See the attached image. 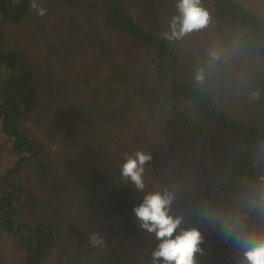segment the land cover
Instances as JSON below:
<instances>
[{
    "label": "rangeland",
    "instance_id": "obj_1",
    "mask_svg": "<svg viewBox=\"0 0 264 264\" xmlns=\"http://www.w3.org/2000/svg\"><path fill=\"white\" fill-rule=\"evenodd\" d=\"M71 1L82 4L87 0ZM89 1L99 2L100 0ZM174 1L124 0L130 6L129 8L143 18V21L151 28L164 33L170 31L168 22L173 15L177 14ZM243 1L264 17V0ZM38 2L47 9L46 15L40 17L30 9L19 23L4 25L0 39L3 49L18 48L25 52L26 61L34 67L35 83L39 86L41 93L42 103L23 117L22 126H27L32 134L41 136L47 143L46 155L51 167L43 177L38 170L28 166H22L16 170L17 176L25 180L28 193L35 189L40 193L38 198L43 199L41 207L34 214V219L39 220L43 216L53 215V218L64 220L63 234L57 241L60 244L63 243L61 249H67L69 252L72 250L87 252L88 245L85 244L90 243L91 232L85 233L83 229H90L92 232L101 234L103 228L108 225L119 227L125 231L123 240L126 243L118 250V264H151L150 253L159 243L154 233L132 231L136 226L129 218L126 225L122 218L103 220L106 212L109 211V200L104 192L106 185L93 180L98 177L97 174V177L93 174V161L99 167L106 165L113 176L120 171L124 152L142 149L151 153L152 160L145 165V172L150 177L154 174L155 179L151 178L153 185L159 187L165 184L166 187L172 179L168 175L169 172H173L174 175L179 174L180 177L177 178H184L185 184L191 185V194L185 191L182 196H179L180 198L175 196L176 199H180L183 206L173 216L179 215L187 219L191 215L198 214L199 211H196L193 203L199 201L197 196L200 198L199 193L202 194L204 188L200 181L193 183L190 175H186L187 171L184 170H189L188 166L191 168L193 163H198L199 177L200 173L209 169L210 163L220 165L219 163L230 151L226 145H250L256 142L253 139H247L241 133L230 131L229 135L224 137V128L218 127V136L214 141L218 150L212 155L206 154L199 148L200 136L190 125L182 123L171 112L170 105L159 101L158 91L161 85L159 86L155 79L149 81L154 77V67L148 69L146 64L137 66L140 60L137 57L150 56L153 52L152 48L140 45L130 35L105 28L101 21L105 10L100 6L92 8L88 5H73L66 0H38ZM144 17L147 20H144ZM240 31L241 29L238 30L237 27L224 30V19H221L210 20L207 28L183 36L180 38L181 46L187 54L183 65H197L198 62H203V51L210 54L215 50L218 54L224 55L226 43L229 46V52L226 53L227 59L232 60L240 49L230 40L237 39ZM176 41L177 39H173L174 44ZM127 54H131L133 60L123 65L118 57ZM208 59L204 58V61ZM209 63L212 64L211 60ZM129 64H134V70L130 71H133L136 79L129 88H125L123 97L117 101H108V96L115 93L117 87L112 79L113 76L122 78L121 74L129 70L127 69V66L130 68ZM233 64L231 62V67L234 66ZM112 69H115V75ZM198 71L202 69L180 66L175 72L195 79ZM3 73V70H0V83ZM232 73L235 74L234 82L238 80L239 74L235 69ZM221 78L223 84L221 91L224 92L225 78L222 75ZM107 83H111L114 89L109 87V89L101 90V87ZM233 88L235 93L227 95V98H230V104L232 102L234 107H237L236 104L239 103L237 99L241 98L243 90L234 86ZM145 90L148 93L144 94ZM261 95L260 93V97ZM58 106H64L73 114L66 118L60 117L53 111V107ZM251 109L253 108L243 107L242 111L253 119L262 118L259 112ZM182 110L192 117L187 110ZM235 111L237 113V110ZM60 135L73 136V141L76 140L81 145L82 150H77L78 153L74 154V157L84 156V163L70 159L69 154L65 153L66 150L62 149V144L59 143ZM10 149L11 146L4 141V138H1L0 180L6 168L17 167L18 159L15 153L14 155L9 153ZM81 151H85L86 155H81L79 153ZM161 159L164 160V164H161ZM155 163L159 169L160 165L165 169L156 170ZM89 164H91L90 169ZM69 166H73L70 170H74V181L78 186H70L65 182L70 177L64 176L69 174ZM98 172L101 170L99 169ZM219 180H224V177H220ZM223 184L226 185L221 182L217 187ZM254 185L250 182L236 185L239 193L233 191L230 186L231 191L226 198H236L235 202L231 198L225 199V193H211L208 205L213 206L214 217L211 221L224 222L231 218L233 210L240 213L242 209H247V203H252L253 208L259 206L261 212L255 217H248V213H243L242 217L246 218L243 221L244 227L257 231L264 229V204L260 203V200L253 202L257 194V188ZM75 189L84 191L81 194L85 196L81 195L82 197L72 199V192ZM99 201L106 203L108 201L107 205L104 203L101 209L102 224L92 221L91 218L88 219L89 214H83L80 215L83 219V229H73L71 218L77 217L67 215L66 209H75L76 206L87 203V207L92 208V205ZM199 210L205 211V208L199 207ZM56 211H61L60 215ZM79 213L82 214L80 211ZM76 215L79 214L76 213ZM22 218L32 219V214L23 215ZM182 221L173 233V237L179 233L180 229H187L186 221L184 219ZM74 224L78 225V221L76 220ZM189 227L198 228L203 241L210 239V232L204 231L199 223L193 221ZM110 231L111 228L107 233ZM79 244L80 247L77 246ZM11 248L8 241L2 239L0 235V264H9L13 260ZM108 249L110 250L109 247Z\"/></svg>",
    "mask_w": 264,
    "mask_h": 264
},
{
    "label": "trees",
    "instance_id": "obj_2",
    "mask_svg": "<svg viewBox=\"0 0 264 264\" xmlns=\"http://www.w3.org/2000/svg\"><path fill=\"white\" fill-rule=\"evenodd\" d=\"M66 1L69 4L88 5L92 8L100 6L105 10L101 18L105 28L130 35L140 45L153 49L150 56L137 57L140 58L137 66L146 64L148 69L154 67V77L151 79L147 75L146 77L149 81L155 79L156 83L161 85L160 91L157 90L160 93L159 101L170 105L171 112L182 123L190 125L193 131L200 136L199 148L206 154L212 155L218 150L214 144L218 136V127L224 128V137L229 135L230 131L241 133L247 139L255 140L256 143L250 145H226L230 151L219 163L220 165L209 162V169L200 173L199 177L197 175L199 174L198 163H193L191 168L188 166L189 170H184L187 171L186 175H190L193 183L200 181L204 188L203 193H199L200 198L197 196L199 201L193 203L196 211H199L198 214L191 215L187 219L182 217L187 223L186 228H189L190 223L195 221L202 226L204 231L211 234L209 240L202 241L200 244L202 251L194 256L197 264H240L241 252L233 243V238L224 235L223 222L211 221L214 217L213 206L208 205L211 193H225V199H229L231 197L226 198V196L231 191L230 186L233 191L239 193L236 185L244 182L254 183V187L257 188L256 199L253 202L261 200L258 179L264 176V17L250 8L243 0H202L203 7L209 12L210 20L224 19V30L231 27L241 29L237 39L230 40L240 51L238 54L235 53L232 60L227 59L228 54L226 53L229 52V46L226 43L224 55L218 54L217 58L213 59L210 54L203 51V62L186 66L183 62L187 54L181 46V40L177 39L174 44L173 40L166 39L164 32L151 28L143 21V18L137 16L129 8L126 1L93 2L87 0L82 4L71 0ZM29 5L30 0H0V39L3 26L19 23L29 12ZM174 5H176V0ZM144 20L147 18L144 17ZM131 58V54L119 55L118 60L124 65L132 62ZM204 58L209 59L204 61ZM210 60L212 64L209 63ZM231 62L234 63L233 67H231ZM129 65L130 68L127 66L129 70L121 74L122 78L111 75L118 88L116 87L115 93L108 96V101H117L123 97L122 93L125 88H129L136 79L133 71H130L134 70V64ZM180 66L201 68L203 80L197 81L186 74H177L175 71ZM208 66L212 68H207ZM234 69L239 74V78L233 82ZM0 70L4 72L0 83V139L4 138V141L11 146L9 153L13 155L15 153L18 159L17 167L6 168L0 180V235L12 247L11 253L14 258L9 264H118V250L126 243L123 240L125 232L123 229L108 225L101 233L106 236L104 247H93L89 243L85 244L88 245L87 252L81 250L80 252L73 250L69 252L67 249H61L63 243L60 244L57 241L62 237L64 220L53 218V215L43 216L39 220L34 219V214L41 207L43 199L38 198L40 193L35 189L28 193L25 180L17 176L16 170L22 166H28L38 170L43 177L51 167L46 155L47 143L41 136L32 134L27 126H22L23 117L42 103L40 88L35 83L34 67L26 61L25 52L18 48L5 50L1 42ZM112 72L115 75V69H112ZM221 75L225 78L224 92L221 91L223 85ZM232 85L243 90L241 98L237 99L239 100L237 107H234L232 102L230 104L231 100L227 98V95L235 93ZM109 87L114 89L111 83H107L101 87V90L109 89ZM256 90H259L262 95L258 99H252L251 93ZM146 93L148 91L145 90L144 94ZM243 107L253 108L251 110L259 112L262 118L253 119L242 111ZM182 109L187 110L192 117L185 114ZM53 111L63 118L73 114L64 106L53 107ZM59 139L62 149L66 150L65 153L69 154L71 160L84 163V156L74 157V154L78 153L77 150L82 149L76 140L73 141V136L60 135ZM147 147H149L148 143ZM79 153L86 155L85 151ZM93 162V174L98 175L97 179L93 180L106 185L104 192L109 200V211L106 212L103 220L111 221L110 219L122 218L126 225L127 219H132L133 225L136 226L132 231H145L139 227V221L132 218L135 217L132 209L141 202L145 192L157 190L163 192L167 189L180 198L179 196H182L185 191L190 193L192 190L191 185L185 184L184 178H177L180 177L179 174L175 176L173 172H169L171 181L166 187L165 184L158 187L153 185L151 179H155L154 174L150 177L145 172L143 177L145 189L143 192H137L130 182L126 184L121 179L120 171L111 176L112 173L106 165L99 167L95 161ZM160 162L164 164L163 159ZM154 165L158 171L165 169L162 165L160 169L156 163ZM72 167H68L69 174H64V176H70L65 182L70 186H78L74 181L75 172L73 169L70 170ZM88 167L90 169L91 164ZM99 169L101 172H98ZM218 177H224V180L220 181ZM104 179L105 181L102 182ZM221 182L226 185L217 187ZM82 192L84 191L81 189H75L72 192V199L84 197ZM241 194H243L242 190ZM232 200L237 201L236 198ZM104 203L106 202H96L92 208L87 207V203L80 204L75 209H66L67 215L77 217L71 218L73 229H83V219L80 216L83 214H89L88 219L91 218L92 221L102 224L101 209ZM204 204L205 207H203ZM247 204V209H242L240 213L233 210L231 218L224 221H244L246 218L242 217L243 213H248V217H255L261 212L259 206L253 208L252 203ZM182 206L180 199L175 198L170 205V214H177ZM199 207L205 208V211L199 210ZM56 212L58 215L61 213V211ZM30 214H32V219L22 218L23 215ZM76 220L78 225L74 224ZM110 228L111 231L107 233ZM83 231L92 232L90 229H83ZM136 236L141 237V235ZM77 246L80 247V244Z\"/></svg>",
    "mask_w": 264,
    "mask_h": 264
},
{
    "label": "clouds",
    "instance_id": "obj_3",
    "mask_svg": "<svg viewBox=\"0 0 264 264\" xmlns=\"http://www.w3.org/2000/svg\"><path fill=\"white\" fill-rule=\"evenodd\" d=\"M30 9L36 15L43 17L47 9L40 5L38 0H30ZM177 14L173 15L168 26L170 31L164 36L168 40L180 39L183 36L199 31L208 26L209 12L202 5V0H176ZM213 59L218 53L210 52ZM195 79L203 80L202 71H198ZM259 90L251 93L252 99H258ZM123 163L120 166V177L127 184L130 182L137 192L145 189V165L150 163L152 155L142 149L122 154ZM175 199L174 194L165 189L163 192H145L139 204L132 209L139 227L147 233H154L159 241L151 251V264H197L194 256L201 252L200 244L203 241L201 232L196 227L180 229L173 237V233L182 223V217L170 214V205ZM260 203L264 204V193ZM223 232L226 237H232L233 243L241 252L240 264H264V229H246L243 221H224ZM105 235L93 231L89 235V242L93 247L105 246Z\"/></svg>",
    "mask_w": 264,
    "mask_h": 264
},
{
    "label": "built area",
    "instance_id": "obj_4",
    "mask_svg": "<svg viewBox=\"0 0 264 264\" xmlns=\"http://www.w3.org/2000/svg\"><path fill=\"white\" fill-rule=\"evenodd\" d=\"M258 184H259V192H260V199H261V194L264 193V176L259 177Z\"/></svg>",
    "mask_w": 264,
    "mask_h": 264
},
{
    "label": "water",
    "instance_id": "obj_5",
    "mask_svg": "<svg viewBox=\"0 0 264 264\" xmlns=\"http://www.w3.org/2000/svg\"><path fill=\"white\" fill-rule=\"evenodd\" d=\"M159 191H161V190H159Z\"/></svg>",
    "mask_w": 264,
    "mask_h": 264
}]
</instances>
